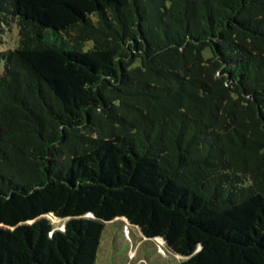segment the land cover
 <instances>
[{
    "label": "trees",
    "instance_id": "1",
    "mask_svg": "<svg viewBox=\"0 0 264 264\" xmlns=\"http://www.w3.org/2000/svg\"><path fill=\"white\" fill-rule=\"evenodd\" d=\"M2 63L0 264H264V0H0Z\"/></svg>",
    "mask_w": 264,
    "mask_h": 264
},
{
    "label": "rangeland",
    "instance_id": "2",
    "mask_svg": "<svg viewBox=\"0 0 264 264\" xmlns=\"http://www.w3.org/2000/svg\"><path fill=\"white\" fill-rule=\"evenodd\" d=\"M2 49L13 48L18 43L17 27L7 31ZM91 42L86 47L90 46ZM3 63L0 66V72ZM56 226L62 223L56 222ZM161 237L147 239L139 225L125 219L106 223L95 264H178L184 257L161 247Z\"/></svg>",
    "mask_w": 264,
    "mask_h": 264
}]
</instances>
